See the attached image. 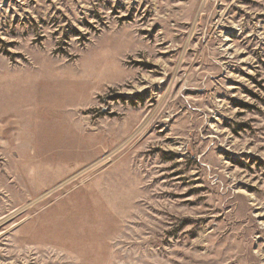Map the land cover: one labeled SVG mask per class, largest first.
Returning a JSON list of instances; mask_svg holds the SVG:
<instances>
[{
    "label": "rangeland",
    "instance_id": "374dc122",
    "mask_svg": "<svg viewBox=\"0 0 264 264\" xmlns=\"http://www.w3.org/2000/svg\"><path fill=\"white\" fill-rule=\"evenodd\" d=\"M0 264H264V0H0Z\"/></svg>",
    "mask_w": 264,
    "mask_h": 264
}]
</instances>
